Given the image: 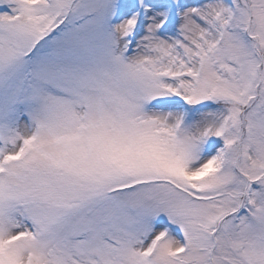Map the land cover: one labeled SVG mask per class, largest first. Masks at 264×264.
I'll list each match as a JSON object with an SVG mask.
<instances>
[{"label": "snow or ice", "instance_id": "1", "mask_svg": "<svg viewBox=\"0 0 264 264\" xmlns=\"http://www.w3.org/2000/svg\"><path fill=\"white\" fill-rule=\"evenodd\" d=\"M0 264H264V0H0Z\"/></svg>", "mask_w": 264, "mask_h": 264}]
</instances>
